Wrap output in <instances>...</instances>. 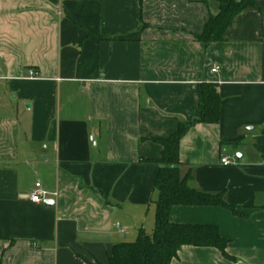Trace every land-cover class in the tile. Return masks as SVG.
<instances>
[{
	"label": "crops",
	"instance_id": "crops-1",
	"mask_svg": "<svg viewBox=\"0 0 264 264\" xmlns=\"http://www.w3.org/2000/svg\"><path fill=\"white\" fill-rule=\"evenodd\" d=\"M219 2L0 0V264L106 263L152 232L157 141L199 118L201 84L218 86L221 119L182 140L181 173L237 214L174 207L228 245L170 264H264V0L206 47ZM36 183L52 207L30 201Z\"/></svg>",
	"mask_w": 264,
	"mask_h": 264
},
{
	"label": "trees",
	"instance_id": "trees-1",
	"mask_svg": "<svg viewBox=\"0 0 264 264\" xmlns=\"http://www.w3.org/2000/svg\"><path fill=\"white\" fill-rule=\"evenodd\" d=\"M258 1L220 0L219 14L210 18L203 34L196 39L206 47L224 42L226 32L235 19L246 9L255 8ZM199 101L200 116L197 120L181 123L169 139L157 141L163 153L161 159L155 162L159 165L154 184L158 198L154 203L155 226L152 232L142 229L136 241L117 244L106 263L93 260L84 261L85 264H170L185 246L216 248L227 257L228 241L221 237L216 227L177 224L170 219L176 206L219 207L237 214L224 201L223 194L199 192L189 186L193 180L191 173L182 176V140L196 125H218L221 119V97L216 84H201Z\"/></svg>",
	"mask_w": 264,
	"mask_h": 264
},
{
	"label": "built area",
	"instance_id": "built-area-1",
	"mask_svg": "<svg viewBox=\"0 0 264 264\" xmlns=\"http://www.w3.org/2000/svg\"><path fill=\"white\" fill-rule=\"evenodd\" d=\"M212 72L217 73L218 68L214 69ZM29 75H30V78H35L37 76L36 73L33 71H30ZM220 162L223 167H229V166L236 164V159L230 156H222ZM48 196H49V193L46 190H44L42 185L40 183H36L30 194V201L38 205L44 204ZM117 227L119 228V225H117ZM120 232L122 234L125 233L124 230H121Z\"/></svg>",
	"mask_w": 264,
	"mask_h": 264
},
{
	"label": "water",
	"instance_id": "water-1",
	"mask_svg": "<svg viewBox=\"0 0 264 264\" xmlns=\"http://www.w3.org/2000/svg\"><path fill=\"white\" fill-rule=\"evenodd\" d=\"M45 205L48 207H52L54 205V202H45Z\"/></svg>",
	"mask_w": 264,
	"mask_h": 264
},
{
	"label": "rangeland",
	"instance_id": "rangeland-1",
	"mask_svg": "<svg viewBox=\"0 0 264 264\" xmlns=\"http://www.w3.org/2000/svg\"><path fill=\"white\" fill-rule=\"evenodd\" d=\"M130 239V238H129Z\"/></svg>",
	"mask_w": 264,
	"mask_h": 264
}]
</instances>
